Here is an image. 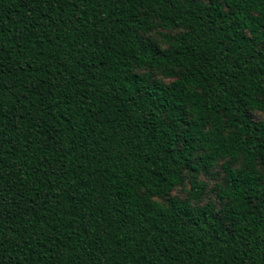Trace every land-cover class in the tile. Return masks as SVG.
Here are the masks:
<instances>
[{
    "label": "trees",
    "instance_id": "16d2710c",
    "mask_svg": "<svg viewBox=\"0 0 264 264\" xmlns=\"http://www.w3.org/2000/svg\"><path fill=\"white\" fill-rule=\"evenodd\" d=\"M255 114L264 0H0V264H264Z\"/></svg>",
    "mask_w": 264,
    "mask_h": 264
},
{
    "label": "rangeland",
    "instance_id": "374dc122",
    "mask_svg": "<svg viewBox=\"0 0 264 264\" xmlns=\"http://www.w3.org/2000/svg\"><path fill=\"white\" fill-rule=\"evenodd\" d=\"M255 120H262L264 119V116L261 114H255L254 116ZM219 179V178H218ZM218 179H212V178H207V177H203V180L207 183L208 185V189L212 190L214 188V185L216 184ZM174 194H176L177 196H180L182 198H184L186 196L185 191L184 190H176L174 191ZM214 194L210 193L203 201L206 202L208 200H214Z\"/></svg>",
    "mask_w": 264,
    "mask_h": 264
}]
</instances>
